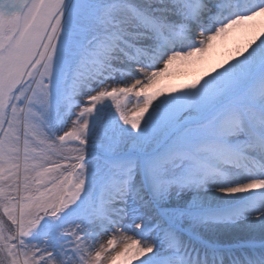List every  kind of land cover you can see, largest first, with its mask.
Listing matches in <instances>:
<instances>
[{
  "label": "snow or ice",
  "instance_id": "6c2138e0",
  "mask_svg": "<svg viewBox=\"0 0 264 264\" xmlns=\"http://www.w3.org/2000/svg\"><path fill=\"white\" fill-rule=\"evenodd\" d=\"M259 16L264 0H0V264H264V30L159 87Z\"/></svg>",
  "mask_w": 264,
  "mask_h": 264
},
{
  "label": "rangeland",
  "instance_id": "374dc122",
  "mask_svg": "<svg viewBox=\"0 0 264 264\" xmlns=\"http://www.w3.org/2000/svg\"><path fill=\"white\" fill-rule=\"evenodd\" d=\"M251 25L252 28L256 26L257 28L252 29ZM234 27L237 29L231 30L230 34L215 37L213 43L215 46L210 50L196 53L187 60H179L169 66L167 72L160 77L159 87L166 89L190 83L217 65L235 57L259 31L264 30V23L253 24L251 21H247ZM104 240L106 238L101 242Z\"/></svg>",
  "mask_w": 264,
  "mask_h": 264
},
{
  "label": "bare ground",
  "instance_id": "6f19581e",
  "mask_svg": "<svg viewBox=\"0 0 264 264\" xmlns=\"http://www.w3.org/2000/svg\"><path fill=\"white\" fill-rule=\"evenodd\" d=\"M251 22H252L253 24H256V23H264V16H259V17L255 18L254 20H252ZM251 28H252V25H251ZM255 28H257V26H256V27H253L252 29H255ZM236 29H237V27H236V28L233 27V28H231V29H228L224 34H225V35H226V34H230V33H231V30H236ZM215 39H216V38H214L213 41L211 42V44L207 46V50H210L212 47L215 46V45L213 44V43L215 42ZM174 63H176V62H174ZM174 63H173V64H174ZM173 64H172V65H173ZM172 65H170V66H172ZM102 239H104V238H101V241H102Z\"/></svg>",
  "mask_w": 264,
  "mask_h": 264
}]
</instances>
